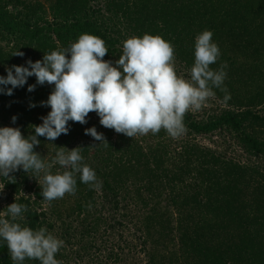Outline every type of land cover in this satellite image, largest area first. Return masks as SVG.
Returning <instances> with one entry per match:
<instances>
[{
	"label": "trees",
	"instance_id": "trees-1",
	"mask_svg": "<svg viewBox=\"0 0 264 264\" xmlns=\"http://www.w3.org/2000/svg\"><path fill=\"white\" fill-rule=\"evenodd\" d=\"M49 9L51 19L38 0H0V76L70 47L82 34L103 39V59L113 65L120 41L158 35L189 68L196 36L209 30L220 50L210 67L227 65L222 87L231 98L224 102L225 92L213 88L227 106L206 119L187 113V133L227 132L250 159L240 163L193 141H173L163 129L126 137L92 112L83 125L69 121L68 134L54 141L37 137L34 151L45 158L49 149L53 158L57 147H82V163L101 186L77 174L74 195L48 202L36 176L19 169L10 173L15 183L0 177L14 194L0 216L13 202L26 205V219L17 222L62 239L55 255L62 264H264V0H53ZM17 50L24 56H14ZM29 84L34 76L11 96L0 93V127H18L25 137L50 111L40 102L54 87L29 92ZM93 126L109 146L85 134ZM0 264H13L3 238Z\"/></svg>",
	"mask_w": 264,
	"mask_h": 264
},
{
	"label": "clouds",
	"instance_id": "clouds-1",
	"mask_svg": "<svg viewBox=\"0 0 264 264\" xmlns=\"http://www.w3.org/2000/svg\"><path fill=\"white\" fill-rule=\"evenodd\" d=\"M213 33L205 30L195 38L194 65L190 79L178 76L175 70L174 47L160 36L144 34L123 42V53L114 62L104 60L108 53L105 41L97 36L82 34L70 47L50 54L41 60L26 61L24 65H12L0 76V93L13 95V89L23 87L29 77L36 84H29L32 92L36 85H53V89L41 106L50 107L42 123L31 125L34 134L25 137L18 127H0V176L15 183L10 175L19 169L31 171L33 177L43 174L41 195L51 202L65 194H75L76 177L94 188L101 186L94 170L83 164L82 147L67 149L57 147L55 156L46 161L34 147L40 144L37 137L54 141L69 132V121L87 123L89 113L95 112L99 123L118 134L133 138L148 133L157 134L161 129L173 139L188 131L184 119L190 111H200L209 98L215 96L213 88L225 92L224 102L230 94L222 87L226 78L222 65L212 70L220 56V50L212 41ZM14 56L23 57L16 51ZM11 85V87H7ZM30 104L29 107H35ZM15 123L16 117L13 116ZM85 134L109 146L103 133L96 128L85 129ZM65 169L52 173L54 166ZM5 185H0L3 191ZM27 206L13 202L0 216V238L7 242L13 264H23L26 259L39 264H62L55 258L62 239L56 238L45 227L33 230L17 221L25 220Z\"/></svg>",
	"mask_w": 264,
	"mask_h": 264
},
{
	"label": "rangeland",
	"instance_id": "rangeland-1",
	"mask_svg": "<svg viewBox=\"0 0 264 264\" xmlns=\"http://www.w3.org/2000/svg\"><path fill=\"white\" fill-rule=\"evenodd\" d=\"M32 1H35V0H32ZM38 1L46 8L48 17L51 16V14L49 13L50 11L49 7L53 0H38ZM49 19H51V17H49ZM123 42L124 41L122 40L119 43V45L121 46V50H122V52L119 55H122L123 53ZM174 63H175V70L177 72V75L182 76L185 79H190L191 67L189 68L185 67L184 64L179 63V61L176 59ZM226 106L227 105L219 97L214 96L213 98H209V100L206 102V104L200 111H191V112L194 114L196 119H206V116H208L209 114L218 113V111L225 108ZM11 127H15V126L11 125ZM175 140H179L180 142L186 141V140H189L190 142L193 141L194 143H197L200 146L209 147L213 149L214 151L220 153L221 155H224L228 159L230 158L240 163L248 162V158H249L248 155L242 152L235 138L231 134L224 132V131H221V132L217 131V132H213V133L205 134V135L186 133L185 135H183L182 137L178 139H173V141ZM51 153L52 152L49 149H46L45 152H43L42 155L45 157L44 159L46 161L50 160V158L52 157ZM51 171L53 174H56L58 172L62 173V168L61 166L56 165L53 167ZM35 180L38 183L40 182L42 183L43 174L36 176ZM0 185H2L1 181H0ZM13 197H14V194L11 197L10 194L6 192L4 189L3 191H0V213L2 212L1 208H4V206L7 203L12 201L11 198Z\"/></svg>",
	"mask_w": 264,
	"mask_h": 264
}]
</instances>
